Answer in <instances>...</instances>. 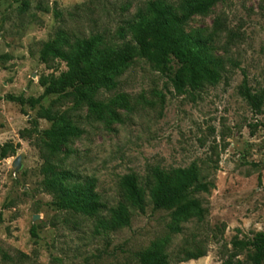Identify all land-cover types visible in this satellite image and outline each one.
Returning a JSON list of instances; mask_svg holds the SVG:
<instances>
[{
	"label": "rangeland",
	"instance_id": "1",
	"mask_svg": "<svg viewBox=\"0 0 264 264\" xmlns=\"http://www.w3.org/2000/svg\"><path fill=\"white\" fill-rule=\"evenodd\" d=\"M152 1L0 0V264H141L137 254L157 246L171 264H221L235 253L245 261L247 252L233 242L264 232V0H218L180 26L205 41L209 63L222 65L215 84L178 90L175 59L167 67L143 59L127 65L118 88L96 97L108 102L127 94L131 108H115L120 121L88 119L87 104L72 89L35 106L8 99L38 98L43 79L67 71L59 58L43 60L47 42L64 33L122 43L121 29ZM161 1L177 7L181 0ZM46 110L66 114L83 131L51 163L74 173L72 183L96 180L105 205L99 216L60 209L44 185L40 139L52 126L42 118ZM191 166L209 185L193 194L205 209L202 219L188 218L174 231L172 211L155 210L148 198L146 214L132 211L130 227L99 225L124 199L126 175L145 186L156 168L171 175ZM189 254L205 256L182 262Z\"/></svg>",
	"mask_w": 264,
	"mask_h": 264
},
{
	"label": "trees",
	"instance_id": "2",
	"mask_svg": "<svg viewBox=\"0 0 264 264\" xmlns=\"http://www.w3.org/2000/svg\"><path fill=\"white\" fill-rule=\"evenodd\" d=\"M217 2L218 0H181L176 7L161 0L152 1L126 29H121L122 43L107 41L100 34L71 39L61 33L44 45L42 58L45 61L47 57L65 61L67 71L58 78L43 79L44 93L38 98L26 100L23 97L9 96L8 99L35 106L49 95H63L72 89L76 98L87 104L88 119L120 121L115 108L129 110L131 107L128 95L119 93L108 102L96 97L102 89H117V77L136 59L163 67H167L175 59L181 65L174 78L178 90L186 85L196 89L206 83L215 84L222 77V65L209 63L205 55V41L186 34L180 26L197 14L207 13ZM128 34L130 40L126 39ZM249 99L258 106L263 102L260 98L249 96ZM42 118L52 122L51 128L42 133L40 148L45 159L42 168L44 185L55 194L56 206L88 216H99L105 205L99 201V194L95 192L96 180L92 178L85 183H72L74 173L58 171L51 163V157L58 154L69 139L81 136L83 131L66 114H52L46 110ZM34 123L36 128L37 123ZM8 147L10 146L5 145L2 148L3 158L7 156ZM122 186L125 190L124 199L109 210L108 220H99V225L105 231L130 227L132 211L146 214L148 198L155 210L172 211L171 216L176 222V226L172 225V230L177 232L181 230L179 222L192 217L202 219L205 215L202 203L193 194L208 192L209 185L200 180L195 166L178 168L171 175L156 168L145 186L136 175H126ZM233 246L235 250H245L247 259L242 261L235 253L221 264H264V232L256 233L251 239H237ZM137 256L141 264H171L169 254L160 246L142 251ZM204 256L205 254H189L182 262Z\"/></svg>",
	"mask_w": 264,
	"mask_h": 264
},
{
	"label": "water",
	"instance_id": "3",
	"mask_svg": "<svg viewBox=\"0 0 264 264\" xmlns=\"http://www.w3.org/2000/svg\"><path fill=\"white\" fill-rule=\"evenodd\" d=\"M14 167H16L17 170L21 169L22 167L21 156H18L17 159L15 160ZM35 219H37V217Z\"/></svg>",
	"mask_w": 264,
	"mask_h": 264
}]
</instances>
